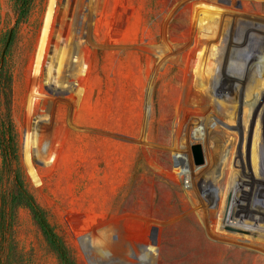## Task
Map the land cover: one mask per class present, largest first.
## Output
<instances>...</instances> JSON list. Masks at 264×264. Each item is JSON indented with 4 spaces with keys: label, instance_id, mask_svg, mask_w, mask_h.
Masks as SVG:
<instances>
[{
    "label": "rangeland",
    "instance_id": "374dc122",
    "mask_svg": "<svg viewBox=\"0 0 264 264\" xmlns=\"http://www.w3.org/2000/svg\"><path fill=\"white\" fill-rule=\"evenodd\" d=\"M17 19L0 0V213L18 172L73 264H264V234L223 224L264 217V0H34ZM203 136L190 175L178 146ZM11 225L0 264H60L28 208Z\"/></svg>",
    "mask_w": 264,
    "mask_h": 264
},
{
    "label": "trees",
    "instance_id": "16d2710c",
    "mask_svg": "<svg viewBox=\"0 0 264 264\" xmlns=\"http://www.w3.org/2000/svg\"><path fill=\"white\" fill-rule=\"evenodd\" d=\"M16 14L18 16L17 24L27 19L34 0H12ZM0 151L2 157V171L0 179L3 181L5 176L12 173V160L15 154L14 138L9 125L0 122ZM20 207L29 209L36 225L41 230L45 240L57 255L60 264H73L70 252L61 240L58 233L50 223L47 212L39 205L35 197L28 191L23 179L17 172L12 180V187L8 188L5 198L2 200V209L0 213V229L4 232H10L12 221Z\"/></svg>",
    "mask_w": 264,
    "mask_h": 264
},
{
    "label": "bare ground",
    "instance_id": "6f19581e",
    "mask_svg": "<svg viewBox=\"0 0 264 264\" xmlns=\"http://www.w3.org/2000/svg\"><path fill=\"white\" fill-rule=\"evenodd\" d=\"M255 100H256V98H255ZM254 100V101H255ZM230 112V111H229ZM256 119H257V117H256ZM226 121L224 122L225 123V126L223 125V127H226L227 129H231V127L229 126V123H227V120L228 119H225ZM244 121L243 122H246L245 121V119H243ZM253 125H255V129L257 130L258 129V122H256V120H255V122H254V120H253ZM244 125L246 126V123H244ZM254 127V126H253ZM189 129V128H188ZM187 128H186V130H188ZM232 130V129H231ZM257 133V132H256ZM232 134V133H231ZM241 134H242V132H241ZM240 134V135H241ZM233 135V134H232ZM204 137V136H203ZM230 137H232V136H226L225 138H228V139H226L225 141H224V148H225V150H226V152L228 153L229 152V154H231L232 152H233V150H234V148L235 147H238V142H240V141H238L237 140V138H234V140L232 139V138H230ZM237 137V136H236ZM238 139H239V136H238ZM230 140H233V141H231L230 142ZM240 140V139H239ZM204 145H202L201 147H202V153H203V156H207L210 152H211V148L212 147H210L209 146V144H210V142H208L207 140H206V136L204 137ZM192 142V143H191ZM184 143V145L182 144V146L180 145V146H178V149H179V157H180V159H181V162H182V164H183V167H184V169H185V171L187 172V173H189L190 171L189 170H187V168L189 169H191V158H190V154H189V152H188V147L190 146V145H192V149H193V147L196 145H194L193 144V141H190L189 140V143L190 144H188V139H185V141L183 142ZM251 144V143H250ZM189 145V146H188ZM198 145V144H197ZM230 145V146H229ZM231 145H232V148H231ZM185 146V147H184ZM228 146H229V148H230V150H229V148H228ZM251 146V145H250ZM241 149L239 148V149H237V152L235 153V154H237V153H239V152H241L242 151V148H243V144L241 143ZM224 148H223V151H224ZM252 151V150H251ZM225 152V151H224ZM183 153V154H182ZM185 154H186V156H185ZM189 154V155H188ZM245 154H247L248 155V151H246L245 152ZM234 156V155H233ZM250 156V155H249ZM224 158V157H223ZM251 158H252V152H251ZM227 159V158H226ZM233 159V161H234V163H235V160H234V158H232ZM230 160V159H229ZM193 161H194V163L195 164H197L196 163V161H195V158L193 157ZM245 161L247 162V159H246V156H245ZM225 162V161H224ZM246 162H244L243 161V163H246ZM242 163V161H238L237 162V164H243ZM198 165H201V164H198ZM244 166H246V165H244ZM192 174V171L190 172V175ZM246 177V176H245ZM248 179H249V177H248ZM248 179H246V178H242L240 181H237L236 182V179H235V181L233 182V181H231V183L230 184H232V182H233V184L231 185V187L235 190L236 188L235 187H237V186H244V185H246L247 183H250L251 181H250V179L248 180ZM197 180H199L200 181V176H198L197 177V179H196V181ZM250 181V182H249ZM193 183V182H192ZM193 185V184H192ZM194 187V186H193ZM238 188V187H237ZM233 190V191H234ZM235 198V197H234ZM238 205V204H237ZM244 206V205H243ZM231 207V206H230ZM251 209V208H250ZM247 210V209H246ZM228 212H227V214L225 215V217H224V219H223V224L224 225H228V226H231V227H233L234 229H237L238 231H240V233L242 234V236L244 237V239L246 240V239H248V238H250L249 236V234H252L253 232H257L260 236H261V234L263 235L264 234V223H263V221H264V217L261 215L260 217L259 216H256V217H254V218H251L252 216V214H249V215H245V214H240V213H238V212H233L232 211V209L230 208L229 210H227ZM250 211V210H249ZM248 211V212H249ZM250 213V212H249ZM254 219V221L256 222H254V224H253V220ZM243 239V240H244ZM242 240V239H241ZM237 242V241H236ZM227 243H229V244H236L235 242H234V240H232V239H230L229 241H227Z\"/></svg>",
    "mask_w": 264,
    "mask_h": 264
},
{
    "label": "water",
    "instance_id": "95a60500",
    "mask_svg": "<svg viewBox=\"0 0 264 264\" xmlns=\"http://www.w3.org/2000/svg\"><path fill=\"white\" fill-rule=\"evenodd\" d=\"M11 33L12 32H10V34H9L7 43L9 42V40L11 38ZM193 153H194V158H195L196 163L201 164L203 162V153H202L201 145H195L193 147Z\"/></svg>",
    "mask_w": 264,
    "mask_h": 264
}]
</instances>
